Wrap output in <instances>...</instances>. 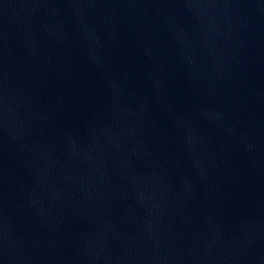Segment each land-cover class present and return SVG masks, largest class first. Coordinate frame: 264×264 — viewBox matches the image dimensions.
<instances>
[{
    "label": "water",
    "instance_id": "1",
    "mask_svg": "<svg viewBox=\"0 0 264 264\" xmlns=\"http://www.w3.org/2000/svg\"><path fill=\"white\" fill-rule=\"evenodd\" d=\"M0 226L51 264H264V0H0Z\"/></svg>",
    "mask_w": 264,
    "mask_h": 264
}]
</instances>
